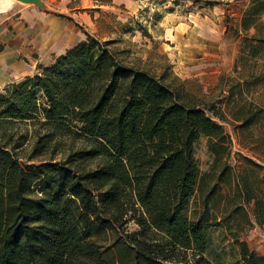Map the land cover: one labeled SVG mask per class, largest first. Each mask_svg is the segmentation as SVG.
<instances>
[{
  "label": "trees",
  "instance_id": "16d2710c",
  "mask_svg": "<svg viewBox=\"0 0 264 264\" xmlns=\"http://www.w3.org/2000/svg\"><path fill=\"white\" fill-rule=\"evenodd\" d=\"M256 112L264 118V102L248 108L242 124ZM217 118L211 106L187 102L178 87L123 64L89 35L5 86L0 119H28L42 130L27 159L55 136L87 145L57 160L20 161L13 150L21 140L8 145L0 137V264H231L208 257L209 228L221 224L207 215L214 188L201 211L185 212L201 176L193 144L204 135L211 166L219 162L218 176L233 182L223 197L234 205L222 220L250 204L264 229V165L246 158L260 174L235 173ZM89 158L93 167L79 165ZM230 232L233 264H264V253Z\"/></svg>",
  "mask_w": 264,
  "mask_h": 264
},
{
  "label": "rangeland",
  "instance_id": "374dc122",
  "mask_svg": "<svg viewBox=\"0 0 264 264\" xmlns=\"http://www.w3.org/2000/svg\"><path fill=\"white\" fill-rule=\"evenodd\" d=\"M13 3H21L10 0ZM129 3L79 9V35L106 41L115 57L125 65L146 70L171 86L179 88L183 99L211 106L229 134V164L235 173L259 175L249 158L264 165V118L256 112L253 119L242 124L248 108L264 102V0H134ZM182 47L188 51H182ZM0 137L8 145L21 140L14 148L20 161L57 160L87 142L78 136H55L40 153L27 159L36 134L37 124L28 119H0ZM207 138L200 135L193 144V155L201 173L190 194L185 212L197 214L202 198L211 187L207 215L221 221L210 226L208 253L211 260L230 261L237 257V246L231 239L233 231L247 246L264 253V229L258 226L249 205L222 216L233 207L224 200L229 186L218 176L219 162L212 164L206 148ZM96 158L79 162L83 168L93 167ZM261 190L264 185H258ZM229 221V229L224 225ZM129 219L123 226L131 230ZM176 264H184L181 261Z\"/></svg>",
  "mask_w": 264,
  "mask_h": 264
},
{
  "label": "crops",
  "instance_id": "0c3cea01",
  "mask_svg": "<svg viewBox=\"0 0 264 264\" xmlns=\"http://www.w3.org/2000/svg\"><path fill=\"white\" fill-rule=\"evenodd\" d=\"M48 9L10 1L0 11V91L38 72L77 39L79 9L100 8L134 0H43ZM90 10V9H89ZM182 47V51H188Z\"/></svg>",
  "mask_w": 264,
  "mask_h": 264
},
{
  "label": "water",
  "instance_id": "95a60500",
  "mask_svg": "<svg viewBox=\"0 0 264 264\" xmlns=\"http://www.w3.org/2000/svg\"><path fill=\"white\" fill-rule=\"evenodd\" d=\"M16 1H19L21 3H28V4H32L36 7L48 9V6L45 4V2L43 0H16Z\"/></svg>",
  "mask_w": 264,
  "mask_h": 264
},
{
  "label": "bare ground",
  "instance_id": "6f19581e",
  "mask_svg": "<svg viewBox=\"0 0 264 264\" xmlns=\"http://www.w3.org/2000/svg\"><path fill=\"white\" fill-rule=\"evenodd\" d=\"M10 0H4V2L0 3V8H4L7 3H9Z\"/></svg>",
  "mask_w": 264,
  "mask_h": 264
},
{
  "label": "clouds",
  "instance_id": "9594fccd",
  "mask_svg": "<svg viewBox=\"0 0 264 264\" xmlns=\"http://www.w3.org/2000/svg\"><path fill=\"white\" fill-rule=\"evenodd\" d=\"M4 2V0H0V3ZM4 8H0V11H4Z\"/></svg>",
  "mask_w": 264,
  "mask_h": 264
}]
</instances>
